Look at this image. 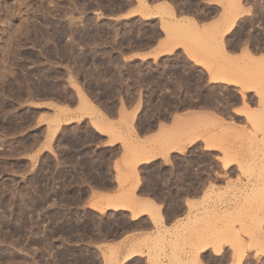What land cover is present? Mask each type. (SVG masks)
I'll use <instances>...</instances> for the list:
<instances>
[{"label": "rangeland", "instance_id": "obj_1", "mask_svg": "<svg viewBox=\"0 0 264 264\" xmlns=\"http://www.w3.org/2000/svg\"><path fill=\"white\" fill-rule=\"evenodd\" d=\"M153 1L0 0V264H264V30L241 31L236 60L220 38L254 0H228L220 29L188 32L172 14L152 20ZM159 39L200 56L208 84L181 52L132 59ZM170 117L146 149L112 128L118 190H103L118 147L94 130ZM82 118L91 126L67 127ZM190 142L189 156L161 151L138 172L153 147ZM226 155L236 161L223 169Z\"/></svg>", "mask_w": 264, "mask_h": 264}, {"label": "crops", "instance_id": "obj_2", "mask_svg": "<svg viewBox=\"0 0 264 264\" xmlns=\"http://www.w3.org/2000/svg\"><path fill=\"white\" fill-rule=\"evenodd\" d=\"M250 1V0H249ZM245 0H243V3ZM228 0H184V2H180L179 0H154L151 5V11L153 14L152 20L160 19L163 13L172 14L175 16L176 20H183L185 19V29H187L185 32H188L190 27L186 26H193V22L197 25L198 30L202 29H208V26L210 24H215L216 28L222 27V18L220 17L224 10L228 6ZM251 4V5H250ZM250 6L251 10L249 14H242L241 16L237 17L234 20V24L230 26L227 30V32H222L220 35V38H222V49L225 51L233 60H236L237 57L241 55V50L243 45L245 43L240 40V34L241 31H257V25H259V29L264 30V0H254L253 2L245 5ZM136 15H139L137 12ZM248 19L253 21L251 24H245L242 23V19ZM159 21V20H158ZM160 23V21H159ZM192 28V27H191ZM222 29V28H221ZM249 43V41H248ZM251 47V45H249ZM190 48H187L183 45H176L173 47H170L168 43L163 42V39H159L156 44H154L150 49L148 50H142L135 54V56L132 58L136 62L139 63H150L154 64L156 61H161L163 58L172 57L173 55L177 54L178 52H181L185 55L186 59L191 62V65L195 68H198L199 70L203 71L204 73V80L205 84H208V79L210 77V74L207 73L204 66L195 63L192 59V57H195L196 60L200 61V56H196L194 52H192ZM256 57V56H255ZM221 83V82H220ZM219 83V84H220ZM238 92H240V88H238ZM250 92V91H249ZM145 103H142L141 105V111L144 109ZM140 108V107H139ZM137 108V109H139ZM125 109V111L130 112L132 109L131 107H128L126 104L118 103L117 110ZM108 122H105V132L104 134H99L97 131L94 130V133L96 135H102L105 144H103V148L106 149H112L115 147H118V154L113 157L112 160H110L111 164L108 166V168L104 167L103 176L106 180V183L108 184V187L102 188L103 190H108L110 194L116 193L118 190V184H117V178L120 175L117 172V168L115 166L117 158L121 156L122 154V145L120 140L116 139L114 141H111V130L112 128L119 126L120 134H117V137H122L124 139H138V142L140 144H143L144 149H146V145L153 141L161 144L164 140V138L169 135V132H171L172 129L176 127V124H174L173 118L170 117L168 121H158L151 131H142L141 127L138 122V118L132 119L129 122L122 123L118 122L117 118H109ZM85 123L84 127H90V120L87 118H82L78 120L77 122H73L72 124H69V127L73 132L78 129V132H81L80 126L82 123ZM65 125V124H64ZM63 125V129L64 126ZM68 125V123H66ZM183 139L177 140V142H182V140L186 139V136L182 137ZM177 142L173 143V147L177 144ZM190 143L186 144H179L178 149H170V146L163 147L162 145H158L156 147H153L152 149L156 150V155L147 156L145 154L144 159L139 167L138 172L140 174L141 171L148 166H151L156 160H161L164 158L159 152L165 151L170 159H173L175 154H182L185 157L189 156L191 153V150L193 148V145L191 146ZM82 147H79L78 150H82ZM153 150V151H154ZM88 156V155H87ZM77 158H83V155H78ZM88 159V158H87ZM90 161V160H89ZM93 159L91 160V162ZM106 162V161H105ZM169 168V166H167ZM191 171V169L189 170ZM85 172V171H83ZM96 174L97 171H93L89 168L88 174ZM99 173V174H100ZM80 174V170H79ZM191 174V172L189 173ZM81 185H79V188ZM149 198L142 197V200L147 203ZM149 203V202H148ZM147 203V204H148ZM159 205L157 203L152 204L150 207H147V210H150V212L154 215H156V209ZM148 216L146 212H142L138 219L139 221H144V219Z\"/></svg>", "mask_w": 264, "mask_h": 264}, {"label": "bare ground", "instance_id": "obj_3", "mask_svg": "<svg viewBox=\"0 0 264 264\" xmlns=\"http://www.w3.org/2000/svg\"><path fill=\"white\" fill-rule=\"evenodd\" d=\"M187 37V36H186ZM233 155H226L225 157H224V159H223V162H222V168L223 169H226V168H228L229 166H230V164H232V163H234L235 161H234V156L232 157ZM233 158V159H232ZM236 159V158H235ZM120 201V200H119ZM118 203V202H117ZM151 204V203H150ZM148 207V206H147ZM150 207V206H149ZM96 209H100L101 211H103L104 210V208H102L101 206L100 207H98V206H96L95 207ZM94 208V209H95ZM106 208H117V204L115 203V205H114V203L113 202H108L107 203V206H106ZM132 209V208H131ZM204 248H209V247H205L204 246ZM204 248H202L201 250H203ZM243 252V251H242ZM243 254V253H242ZM242 254H241V256H242ZM245 254V253H244ZM239 256H240V254H239ZM240 256V257H241ZM242 258V257H241Z\"/></svg>", "mask_w": 264, "mask_h": 264}]
</instances>
